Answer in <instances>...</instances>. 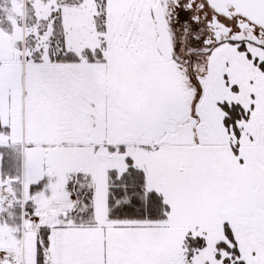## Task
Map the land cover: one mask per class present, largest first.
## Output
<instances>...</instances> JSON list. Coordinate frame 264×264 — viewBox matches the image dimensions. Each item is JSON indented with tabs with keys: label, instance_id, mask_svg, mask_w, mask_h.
I'll use <instances>...</instances> for the list:
<instances>
[{
	"label": "snow or ice",
	"instance_id": "6c2138e0",
	"mask_svg": "<svg viewBox=\"0 0 264 264\" xmlns=\"http://www.w3.org/2000/svg\"><path fill=\"white\" fill-rule=\"evenodd\" d=\"M0 264H264V0H0Z\"/></svg>",
	"mask_w": 264,
	"mask_h": 264
}]
</instances>
